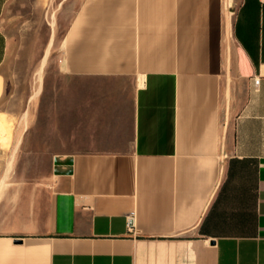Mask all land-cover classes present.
<instances>
[{"label": "crops", "instance_id": "crops-1", "mask_svg": "<svg viewBox=\"0 0 264 264\" xmlns=\"http://www.w3.org/2000/svg\"><path fill=\"white\" fill-rule=\"evenodd\" d=\"M11 6L0 0V114L26 50L3 23ZM47 25L41 68L126 82L131 139L53 151L50 176L6 193L1 179L0 264H264V0L232 19L225 0H79ZM88 90L72 100L89 117L79 129L123 136L107 117L121 101Z\"/></svg>", "mask_w": 264, "mask_h": 264}, {"label": "rangeland", "instance_id": "rangeland-1", "mask_svg": "<svg viewBox=\"0 0 264 264\" xmlns=\"http://www.w3.org/2000/svg\"><path fill=\"white\" fill-rule=\"evenodd\" d=\"M239 2L225 0L226 15L231 19ZM78 3L79 0H12L3 18L5 28L26 42V50L15 55L13 83L5 113L0 114V180H5V193L25 183L16 181L17 178L50 176L53 151L98 146L124 148L131 139L129 106L122 103L128 98L126 82L114 78L74 79L58 73L50 58L43 69L40 66L42 46L49 34L47 20L59 17L67 23ZM86 88H90L87 93H93L98 100L121 101L122 105H112L115 112L107 117L116 122L118 133L123 136L88 137V131L80 130L87 126L89 117L79 113V108L74 114L72 100L74 94L82 95ZM105 108H91V118L98 129V120L105 116Z\"/></svg>", "mask_w": 264, "mask_h": 264}, {"label": "built area", "instance_id": "built-area-1", "mask_svg": "<svg viewBox=\"0 0 264 264\" xmlns=\"http://www.w3.org/2000/svg\"><path fill=\"white\" fill-rule=\"evenodd\" d=\"M260 83V78L259 77H255V84L258 85ZM134 225V216L130 215L129 216V226L132 229Z\"/></svg>", "mask_w": 264, "mask_h": 264}, {"label": "bare ground", "instance_id": "bare-ground-1", "mask_svg": "<svg viewBox=\"0 0 264 264\" xmlns=\"http://www.w3.org/2000/svg\"><path fill=\"white\" fill-rule=\"evenodd\" d=\"M229 14V13H228ZM231 18V17H230ZM229 24V23H228ZM228 24H227V26H228ZM43 67V66H42ZM43 69V68H42ZM28 125V124H27ZM18 134V133H17ZM22 136V135H21ZM12 164V163H11ZM11 166V165H10Z\"/></svg>", "mask_w": 264, "mask_h": 264}]
</instances>
